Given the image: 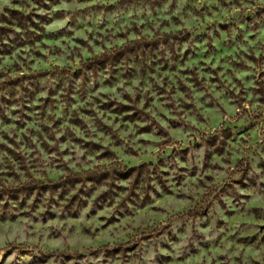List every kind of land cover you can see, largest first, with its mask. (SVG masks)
Returning <instances> with one entry per match:
<instances>
[{"label": "rangeland", "instance_id": "rangeland-1", "mask_svg": "<svg viewBox=\"0 0 264 264\" xmlns=\"http://www.w3.org/2000/svg\"><path fill=\"white\" fill-rule=\"evenodd\" d=\"M0 264H264V0H0Z\"/></svg>", "mask_w": 264, "mask_h": 264}]
</instances>
